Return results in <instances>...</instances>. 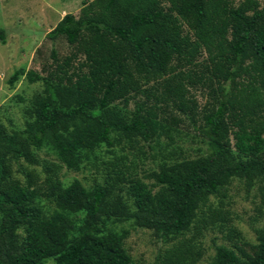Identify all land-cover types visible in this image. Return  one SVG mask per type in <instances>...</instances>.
Masks as SVG:
<instances>
[{
	"label": "trees",
	"instance_id": "16d2710c",
	"mask_svg": "<svg viewBox=\"0 0 264 264\" xmlns=\"http://www.w3.org/2000/svg\"><path fill=\"white\" fill-rule=\"evenodd\" d=\"M46 38L65 40L69 55L52 50L46 74L8 79L40 89L22 128L0 120V264H137L123 223L168 245L152 264H195L207 229L240 239L214 200L240 181L264 205V0H92ZM199 87L212 94L201 108ZM184 121L202 136L195 156ZM144 144L151 183L131 153ZM88 167L103 176L90 188L60 179ZM254 234L250 251L218 245L209 264H264V226Z\"/></svg>",
	"mask_w": 264,
	"mask_h": 264
},
{
	"label": "rangeland",
	"instance_id": "374dc122",
	"mask_svg": "<svg viewBox=\"0 0 264 264\" xmlns=\"http://www.w3.org/2000/svg\"><path fill=\"white\" fill-rule=\"evenodd\" d=\"M92 0H0V29L5 33V39L0 41V120L8 128H22V111L29 100L37 91L39 84H29L24 77L11 88L8 79L17 69L34 71L38 73L47 70L53 62L51 51L54 50L59 59H63L70 53V47L65 40L58 39L54 42L46 38L56 24L66 14L78 16L83 4ZM239 0H236V2ZM52 67V66H50ZM191 93L196 99L199 107L212 103L211 92L206 88L191 89ZM21 97L23 101H19ZM137 96L129 101L127 110L134 109L135 101L141 100ZM179 130L185 136L182 143L188 152L195 156L202 146V136L195 131L188 121L179 125ZM144 154L131 151L142 159V163L137 168V173L143 179L149 169L154 168L150 158L151 152L147 144L142 147ZM125 152H128L125 151ZM39 157L43 161L53 160L45 151L39 152ZM132 156L130 155L129 158ZM22 166H26L22 163ZM39 168V167H35ZM14 171L16 167L14 166ZM101 167L98 172L96 168H87L80 172H72L62 168L59 176L65 183L69 184L73 180H78L85 188H90L95 183L101 182L103 176ZM15 176H19L14 172ZM21 180H23L20 177ZM146 183L152 181L143 179ZM221 200L227 217L240 234V239L228 240L226 230L207 229L198 240V249L202 252L201 258L195 264H209L215 246L225 245L231 247L236 245L246 251H250L255 242L254 230L264 226V205H262L260 195L256 188L249 189L244 182L233 181ZM116 230L127 231L124 240V248L131 259L137 264H152L157 257L168 247L152 231L140 228H133L129 223L117 226ZM188 236V235H187ZM48 264H51L48 262Z\"/></svg>",
	"mask_w": 264,
	"mask_h": 264
}]
</instances>
